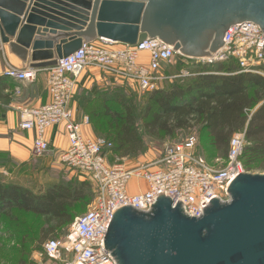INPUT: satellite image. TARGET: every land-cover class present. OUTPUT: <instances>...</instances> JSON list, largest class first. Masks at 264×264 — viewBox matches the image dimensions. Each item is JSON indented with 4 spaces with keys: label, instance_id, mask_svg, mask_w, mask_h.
<instances>
[{
    "label": "water",
    "instance_id": "water-1",
    "mask_svg": "<svg viewBox=\"0 0 264 264\" xmlns=\"http://www.w3.org/2000/svg\"><path fill=\"white\" fill-rule=\"evenodd\" d=\"M243 22L264 31V0H0L2 44L39 70L99 38L158 37L205 59ZM227 189L228 200L211 197L200 216L165 193L149 210L126 203L113 212L103 247L116 264H264V173H238Z\"/></svg>",
    "mask_w": 264,
    "mask_h": 264
},
{
    "label": "built area",
    "instance_id": "built-area-1",
    "mask_svg": "<svg viewBox=\"0 0 264 264\" xmlns=\"http://www.w3.org/2000/svg\"><path fill=\"white\" fill-rule=\"evenodd\" d=\"M181 56L179 50L158 37L136 44L104 38L84 42L79 50L47 68L48 101L40 106L16 107L19 128L34 133L32 154L41 157L51 152L48 130L63 125L68 146L60 153L62 164L82 172L95 186V201L71 222L69 236L45 243V254L53 264H116L103 246L107 225L119 207L130 203L149 210L153 200L165 193L178 197L187 213L200 216L211 197L228 200V182L246 171L242 160L248 144L245 131L232 136L222 167L198 159L195 136L167 145L159 157L131 168L124 163H108L106 153L113 147L111 141L85 135L83 125L88 118L79 121L71 104L83 72L95 68L106 78L152 92L173 81L175 76L167 70ZM205 59L210 63L231 59L237 62L239 73L264 76V31L253 22L236 23L228 29L224 46ZM38 73L39 69L11 64L0 47V77L32 83ZM134 178L138 179L137 192L131 189Z\"/></svg>",
    "mask_w": 264,
    "mask_h": 264
},
{
    "label": "rangeland",
    "instance_id": "rangeland-1",
    "mask_svg": "<svg viewBox=\"0 0 264 264\" xmlns=\"http://www.w3.org/2000/svg\"><path fill=\"white\" fill-rule=\"evenodd\" d=\"M211 64L206 59L185 56L177 58L167 70L175 78L166 88L174 84H185L187 78L211 69L213 67ZM94 70L95 68H89L81 74L71 103L79 121L83 122L86 117L88 118V123L83 125L86 134L105 138L115 146L113 132L117 126V119L125 112L123 105L126 103L133 108L135 127L143 142V149L139 154L126 157H121L115 147H112L106 153L109 164L124 163L132 168L159 157L167 145L195 136L198 159L217 167L225 165L227 151L218 150L214 146L201 124L195 123L185 129H174L169 126L167 131L159 130L151 123L155 110L154 93L143 92L127 83H120L105 76L99 81L95 80V74H90ZM51 155L34 156L24 165H15L8 162L5 157H0V164H11L12 167L0 169V182L6 185L18 184L34 192L56 182L71 186L83 181L89 182L88 198L73 208L75 218L87 212L95 201V186L82 172L64 166L60 161V154L53 157ZM245 168L248 172L264 173V167ZM137 181V178L132 180L133 192H137ZM70 224L58 227L55 221L46 216L5 206L0 215V264H53L45 254L44 245L50 238L62 240L68 237Z\"/></svg>",
    "mask_w": 264,
    "mask_h": 264
},
{
    "label": "trees",
    "instance_id": "trees-1",
    "mask_svg": "<svg viewBox=\"0 0 264 264\" xmlns=\"http://www.w3.org/2000/svg\"><path fill=\"white\" fill-rule=\"evenodd\" d=\"M211 66L204 73L187 78L185 84L167 89L173 83L170 82L149 92L154 93L152 125L167 131L169 126L185 129L201 124L214 146L227 153L232 136L245 130L248 144L242 155L244 165L248 169L264 167V76L239 73L237 62L231 59ZM123 106L125 112L117 119L113 132V147L126 157L139 154L143 142L135 127L133 108L126 103ZM89 187L86 181L73 186L56 182L34 192L18 184L0 182V215L5 206L17 208L46 216L61 227L74 220L73 208L88 198Z\"/></svg>",
    "mask_w": 264,
    "mask_h": 264
},
{
    "label": "crops",
    "instance_id": "crops-1",
    "mask_svg": "<svg viewBox=\"0 0 264 264\" xmlns=\"http://www.w3.org/2000/svg\"><path fill=\"white\" fill-rule=\"evenodd\" d=\"M1 46L4 48L7 59L11 64L19 68L30 67V58L27 62H24L10 51L8 45L2 44L0 39ZM91 73L95 74V80L98 81L103 76L96 69ZM48 98L47 68L39 70L36 81L32 83L9 80L3 76L0 77V157H5L8 162L15 165L27 164L34 158L32 154L34 133L19 128L16 107L19 105L40 106L48 101ZM84 133L87 136H91L86 134L85 131ZM48 138L52 147V151L49 152L52 154L51 157L55 154H60L68 146L67 134L63 125L50 128L48 130ZM49 153L47 154L50 155ZM2 167L12 169L11 164H0V169ZM143 189H145V186Z\"/></svg>",
    "mask_w": 264,
    "mask_h": 264
}]
</instances>
